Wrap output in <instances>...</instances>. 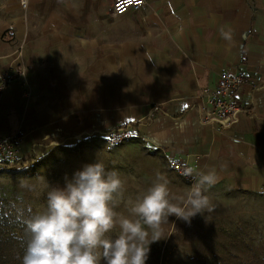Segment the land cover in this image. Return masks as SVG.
I'll return each mask as SVG.
<instances>
[{
	"label": "crops",
	"instance_id": "crops-1",
	"mask_svg": "<svg viewBox=\"0 0 264 264\" xmlns=\"http://www.w3.org/2000/svg\"><path fill=\"white\" fill-rule=\"evenodd\" d=\"M78 1H0V76L23 67L30 89L0 94V136L19 135L22 163L127 125L168 167L215 168L205 195L263 196L264 0H147L119 17ZM237 71L243 110L214 134L194 97Z\"/></svg>",
	"mask_w": 264,
	"mask_h": 264
},
{
	"label": "rangeland",
	"instance_id": "rangeland-1",
	"mask_svg": "<svg viewBox=\"0 0 264 264\" xmlns=\"http://www.w3.org/2000/svg\"><path fill=\"white\" fill-rule=\"evenodd\" d=\"M83 2L105 5L111 0L78 1ZM147 153L136 138L112 147L103 137H83L57 146L36 161L4 167L0 170V242L5 244L11 234L25 235V221L46 210L51 187H64L65 178L86 164L100 162L106 171L118 173L124 188L115 211L124 216L129 215L128 201L142 197L157 173L167 179L170 199L186 196L190 184L162 158ZM207 196L210 210L197 214L190 224L175 216L162 224V238L150 245L146 264H264V195ZM118 231L109 235L114 237ZM10 252L11 259L17 260L14 246Z\"/></svg>",
	"mask_w": 264,
	"mask_h": 264
},
{
	"label": "clouds",
	"instance_id": "clouds-1",
	"mask_svg": "<svg viewBox=\"0 0 264 264\" xmlns=\"http://www.w3.org/2000/svg\"><path fill=\"white\" fill-rule=\"evenodd\" d=\"M221 35L231 39L223 29ZM183 175L194 179L186 196L170 199L168 181L157 173L142 197L128 201L124 216L115 211L124 188L118 173L100 162L84 165L65 178L64 187H51L46 210L25 221L29 239L22 264H146L150 245L161 240L170 216L190 224L210 210L204 192L216 184V169L187 167Z\"/></svg>",
	"mask_w": 264,
	"mask_h": 264
},
{
	"label": "built area",
	"instance_id": "built-area-1",
	"mask_svg": "<svg viewBox=\"0 0 264 264\" xmlns=\"http://www.w3.org/2000/svg\"><path fill=\"white\" fill-rule=\"evenodd\" d=\"M148 4L147 0H111L112 16L119 17L127 13L136 12ZM24 8L25 3L21 0ZM250 84L245 73L237 71L225 72L218 76L214 86L199 88L195 95L197 109L201 123L207 126L212 133L221 134L232 127L243 110L240 100L242 88ZM10 86H21L27 89V97L30 95L27 71L21 67L15 71H7L0 76V94ZM134 138V134L126 125L107 134L105 142L112 147L122 145ZM20 137L0 136V170L6 165L14 166L22 163L19 150ZM190 167L187 162L178 159L169 160V168L180 178L192 185L194 179L183 175L185 168ZM264 195V186L262 187Z\"/></svg>",
	"mask_w": 264,
	"mask_h": 264
},
{
	"label": "trees",
	"instance_id": "trees-1",
	"mask_svg": "<svg viewBox=\"0 0 264 264\" xmlns=\"http://www.w3.org/2000/svg\"><path fill=\"white\" fill-rule=\"evenodd\" d=\"M15 166L17 165L12 166V168H14ZM5 167L10 168L11 166L6 165ZM28 239L29 236L27 234L21 236L11 234L6 240L5 244H2V242H0V264H22V257L24 255ZM13 246L16 248V252H17L16 254L18 258L17 260L11 259L12 257L10 255L11 254L10 249ZM9 260L11 261L8 262Z\"/></svg>",
	"mask_w": 264,
	"mask_h": 264
}]
</instances>
